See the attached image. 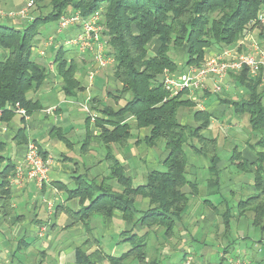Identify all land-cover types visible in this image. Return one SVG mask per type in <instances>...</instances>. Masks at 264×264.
<instances>
[{"label": "trees", "instance_id": "trees-1", "mask_svg": "<svg viewBox=\"0 0 264 264\" xmlns=\"http://www.w3.org/2000/svg\"><path fill=\"white\" fill-rule=\"evenodd\" d=\"M48 1L52 10L36 16L34 21L21 28L0 24V48L3 50L0 56V123L13 120L16 104L26 108L29 115L40 107L28 96L31 90L40 88L49 75L47 67L32 58L37 35L41 34L40 27L47 22L59 21L69 10H78L87 17L103 8L104 33L110 38L109 46L116 59V98L124 95L128 98L119 108L109 104L99 108L97 99L92 100V109L100 113L96 122L101 127L102 141L107 146L111 143L125 145L134 137L133 129H148L145 141L151 146L163 142L169 154L163 162L165 170H152L144 184L135 186L120 159L108 152L106 161L110 173L106 178L115 180L121 190H115L105 177L102 181L96 179L93 183L81 184L71 192V197L80 196L82 207L78 211L69 210V214L75 221L88 222L95 214L111 217L115 211H120L125 219L133 220L137 199L142 197L149 204L139 220L144 228L147 231L164 228L166 236L173 237L176 222L189 205L185 187L197 189V184L189 178L188 150L210 157L209 164L215 172L220 159L216 137L208 138L204 134L210 129L215 114L195 109L194 122L183 123L178 110L196 104L192 99L184 98L183 93L170 96L163 85L164 71L174 72L180 66H202L209 50L222 52L233 47L239 39L259 27L258 37L263 40L264 24L256 20L264 9V0ZM66 54L63 47L58 49L53 63L63 79L64 93L73 97L77 95V89H82L77 77L80 66ZM231 75L234 82L246 90L247 96L236 103V110L249 116L251 132L257 138L258 156L253 161L238 159H242L237 162L240 168L253 177L254 192L239 200L235 206L236 215L246 217L252 213V225L264 232V94L259 89L261 79H253L247 70ZM131 116L136 120L134 125L127 121ZM25 130L23 125L17 132L16 137L21 143L27 141ZM16 167L13 160H8L0 172V212L6 218L12 210L9 177ZM86 200L90 202L84 205ZM236 215L231 207L221 213L224 236L232 231ZM145 235L137 239V234L131 232L128 239L133 240V246L118 259V264L129 259L139 264L147 263Z\"/></svg>", "mask_w": 264, "mask_h": 264}, {"label": "crops", "instance_id": "crops-1", "mask_svg": "<svg viewBox=\"0 0 264 264\" xmlns=\"http://www.w3.org/2000/svg\"><path fill=\"white\" fill-rule=\"evenodd\" d=\"M17 28H21V26H17ZM55 31L51 30L46 34L41 33L39 38L42 40L46 37L48 38ZM75 31L76 29L73 28L70 33ZM250 37L251 35L249 34L247 38H242L240 39L241 41L238 40V43H243L244 46L249 47L251 44L249 43ZM57 47H50V50L53 49V51L57 52ZM36 49L39 50V48ZM48 50L49 48H47L45 55L50 54ZM1 51L2 49L0 48ZM217 53L219 52L215 49L209 50L206 59ZM38 54L37 57H39L41 64L46 65L45 62L49 60V64L52 63L50 65L51 72L46 82L40 88L28 93L29 98L37 101L40 107L35 109L29 118L24 117V121L22 120L23 116L16 112L13 120L0 123V172L8 160H13L17 165L23 161L30 142L36 143L42 155L50 159V169L48 180L42 187H39V184L34 180L20 181L19 178H13V174L9 177L12 210L8 218L4 217L0 212L1 264H118V259L129 250V248L124 249L125 245H127L126 243L130 241V248L133 246V240L128 239L131 232L137 234V239L147 233L145 235L148 249L146 264H160L163 259L167 258L168 249L176 248L179 240H181L182 232H192L201 225L204 227L213 225L217 231V236H220L221 239L224 240L230 235L231 232L224 236V224L221 213L231 207L236 215L235 206L240 199L245 198L240 197L238 199L239 189L246 183L250 184L252 190L250 194L254 192L253 177L240 168L237 162L242 159H238L246 158L253 161L258 157L257 148L255 149L256 141L254 142L248 137L244 138L243 135L234 139L229 136V133L227 136H223L216 132L218 129L216 127L222 128L223 123L227 120L234 129L236 128L235 125H240V120L242 121L243 118L248 116V114H242V111L237 112L236 103L241 99L236 100V97L239 96L235 95L236 92H232L225 96L226 98H223V96L219 95L220 93L213 92L215 82L211 78L208 81L207 88L200 94L201 100L195 102V107H191L188 111L184 110L181 113L183 123L187 122L191 111L193 116L195 109L215 114L210 129L205 131L204 134L205 137H216L217 139V153L220 159L217 165V172L211 170L210 157L196 154L191 149L188 150L192 153L189 155V178L197 184V189L190 186L185 187L189 198H197L200 194L206 193L207 196H214L217 199L214 202L209 198L204 199V205L207 207L206 214L197 216L192 211L188 212V205L185 214L176 222L174 236L170 238L162 231L163 229L161 233H156L155 228L147 231L141 221H139L142 212L149 207L148 200L142 197L140 199L147 204V208H136L133 220L125 219L122 212L115 211L111 217L95 214L88 222L75 221L74 217L69 214V210H80L82 203L81 197L72 198L71 192L81 184H90L96 179L102 181L103 177L106 178L109 175L110 172L106 161L108 152H112L120 159L125 171L132 177L134 185L138 186L146 182L148 174L152 170L157 169L156 165L164 162L169 151L161 141L153 146L145 141L144 138L149 131L148 129H133V133L135 131L136 133L125 145H121V143L114 145L111 143L107 146L101 138V127L96 121L88 120V116L76 103L83 101L90 93L93 99H97L99 108L107 104L115 108L124 105L128 98L126 95L119 99L116 98L118 84L114 75V66L104 69L103 67L98 68L95 66L97 71L96 78L94 86L89 92L87 90L88 74L95 65L94 61L85 59L83 55L81 56L84 58L74 52H67L66 57L77 60L80 66L77 77L81 81L82 89H77V95L72 97L67 96L63 91V79L58 75L53 63L56 53L53 52L50 59L48 55L42 56ZM179 68L182 67L180 66ZM254 78L261 79L259 89L264 94V75L260 74ZM232 85L237 86L230 73L224 79L225 92L228 89L230 91ZM241 88V91H243L244 88ZM245 94L247 95L246 92ZM184 95L185 93L182 94L183 97ZM212 96L214 97L212 98ZM112 98L115 100L116 105L110 103ZM52 107L55 110L48 112V108ZM231 108H233V112H229ZM185 112L186 115L182 118ZM97 114L100 116L99 112ZM227 116L229 119H226ZM223 118L224 120L221 121ZM127 121L132 122L134 125L136 120L131 116ZM23 125L26 128L27 141L21 143L16 136ZM226 129L231 133H235L231 127ZM249 130L251 132V129ZM231 143L235 144L231 148L232 150L229 149L233 145ZM229 151L231 155L228 158ZM195 156H197L201 163L200 166L203 168L201 173L195 170L197 166L195 165L197 163ZM201 177H205L204 182H200ZM106 179L115 190H121L115 180ZM1 182L2 177L0 175ZM195 198L191 204H194ZM234 200L238 201L234 204ZM89 202L90 200H86L84 205L89 204ZM211 213L213 218L209 220ZM238 217L237 215L234 216L233 224L234 219ZM219 222L220 224L217 225ZM178 226L182 228V231L179 232ZM219 227L221 228L220 230H218ZM176 232L177 234L179 233L178 237L175 236ZM247 238L245 236L242 239ZM152 239H155L158 243L156 247H158L160 254L154 256L153 259L150 254L152 250L150 241ZM192 239H194L193 235L186 240L182 237L185 242L192 241ZM173 241L174 245H171ZM175 241L177 244H175ZM257 242L260 243L257 244L258 249L252 254L256 257L257 264H264L263 238ZM169 243L170 246L168 245ZM231 247V244L224 246L220 253V258L225 250H227L226 253H230ZM51 259L53 262L50 261ZM223 263L224 261L222 262L220 259L219 264ZM122 264L139 263L129 259L125 263L122 262ZM196 264L206 263L196 261Z\"/></svg>", "mask_w": 264, "mask_h": 264}, {"label": "built area", "instance_id": "built-area-1", "mask_svg": "<svg viewBox=\"0 0 264 264\" xmlns=\"http://www.w3.org/2000/svg\"><path fill=\"white\" fill-rule=\"evenodd\" d=\"M34 1L29 0L24 8L18 12L9 13L10 17L28 15V10L33 7ZM4 16V12L0 11V17ZM258 21L264 24V9L259 13ZM58 25L61 30L64 28L73 29L74 33H64L58 39L60 47H63L67 52H74L79 55L90 53L93 55L94 67L88 74L87 90L94 86L96 78V67L114 66L116 63L115 56L112 53L110 38L104 33L105 31V12L103 8L98 9L91 15L84 17L78 10H69L61 15ZM58 46V44H56ZM44 53V52H42ZM96 66V67H95ZM247 70L251 77H256L260 74L264 75V50L260 48L257 42H251L250 46H244L240 43L234 48H227L222 52L213 54L208 57L202 66H192L188 69L173 72L165 70L163 85L173 97L179 93L189 92L192 95L190 99H194L196 94H200L207 88L208 81L215 78L214 92H222L224 88V79L230 73H240ZM93 97L88 96L80 102L81 109L90 117L92 121H96L98 114L92 109ZM201 100V99H200ZM199 101V100H198ZM201 104V103H199ZM15 111L25 118H29V113L26 108L16 104ZM55 108H48V112L54 111ZM50 169V159L45 158L39 146L30 142L26 157L21 161L14 171L13 178L21 180H34L39 187H42L48 180ZM228 264H254L250 260H246L239 255H231L226 257V252L222 254ZM180 264H196L194 256L190 252H186L181 259ZM224 260V261H225ZM2 256L0 254V264Z\"/></svg>", "mask_w": 264, "mask_h": 264}, {"label": "rangeland", "instance_id": "rangeland-1", "mask_svg": "<svg viewBox=\"0 0 264 264\" xmlns=\"http://www.w3.org/2000/svg\"><path fill=\"white\" fill-rule=\"evenodd\" d=\"M27 2H28V0H0V11L4 12V16L0 17V24L11 25L14 27H17V26L23 27L26 24H28L29 22L34 21V18L36 16L47 14L48 12H50L52 10V8L49 4V1L46 0L43 2H36V3L34 2L33 7H31L28 10V15H26L25 17L16 16V15L13 17H10V15H8L11 12L16 13V12L20 11L22 8H24L26 6ZM256 21L259 22L258 19ZM260 28L261 27L256 28L255 30H252L247 35H249V34L251 35L249 43L255 41L258 43L260 48H262L264 50V39L260 40L258 37V34L260 32ZM51 30H53V31L56 30V31L51 36H49L48 38L46 37L43 40L39 38L40 34L37 35V40H36L35 47L33 49L32 58L36 62H39L40 64H41V61H40L39 57H37V54L39 53L42 56L48 55V58L50 59L51 54L53 52L56 53L55 51H53V49L50 50V47L55 48V46H57L56 44H58L57 49H60L61 47L59 46V43L57 41L58 37H61V34L63 36L64 33L70 32V29H68L67 27L64 28L63 30H61L60 25H58V21H51L49 23L47 22V24H44L40 27L39 32L46 34V33H49ZM247 35L244 36L243 38L244 39L247 38ZM239 44L240 43L236 44L235 46H233L231 48H234V47L238 46ZM40 46H43V47L40 48ZM36 48H39V50H37ZM47 48H49L48 52L50 54L45 55ZM42 52H44V53H42ZM2 53H3V50L0 52V54L2 55ZM79 56H81V55H79ZM83 56H85V59H89V60L93 59V55H91L88 52L84 53ZM83 56H81V57H83ZM49 61L45 62V64H46L45 66L47 67V72H49V74H50V72H51L50 65L52 63L49 64ZM111 67H113V66H110L109 68H111ZM189 67H192V66H189ZM189 67H186V68L182 67L183 69L179 68V70H177V71L185 70V69H188ZM104 68H107V67H104ZM177 71H174V72H177ZM164 75H165V71H164L162 79L164 78ZM213 79L215 81V78H213ZM236 84H237V86L232 85L230 91L228 89L227 92H225V87H224L223 91L219 92L220 93L219 95L223 96V98H226L225 96H228V94H231L232 92H234V93L236 92L235 95H239L236 97L237 98L236 100H240L243 97H246L247 95L245 94L244 89H243V91H241L242 86L238 82H236ZM34 90H36V89H34ZM31 91H33V90H31ZM216 93H218V92H216ZM192 95L193 94H191L189 92H185L184 97H187L188 99H190L192 97ZM193 97H194V99L192 101H194V102H199L201 99L197 94ZM213 97L214 96H212V98ZM263 102H264V100H263ZM110 103L116 105L115 100L113 98L110 99ZM184 110L188 111L189 108H187V109L181 108L180 110H178L180 119H181V113ZM229 112H233V108H231V110ZM185 115H186V112L183 113L182 118H184ZM187 115H189V114H187ZM226 119H229V117L227 116ZM222 120H224V118L221 119V121ZM181 121H182V119H181ZM227 121L223 123L222 128L216 127V128H218L216 130L217 133H219L223 136H227L229 133L230 134L229 136L230 137L232 136L234 139L237 138L238 136L242 137V135H243L244 138L248 137L254 142L257 140L256 136H254L252 134V132H250V130H249L250 128L248 125V123H249V117L248 116L243 118L242 121L240 120V123H239L240 125H237V126L235 125V127L237 129L236 128L233 129L232 124L230 125V123ZM186 123L187 124L193 123L192 111L190 112V116H189ZM219 123H221V122H219ZM227 127L228 128L231 127V129L234 130L235 133H231L228 129H226ZM219 128H221V129H219ZM134 133H136V131ZM251 134H252V136H251ZM231 144H233V145H231V147L229 148L230 150H232L231 148H233V146L235 145L234 143H231ZM191 154L192 153L190 151H188V155H191ZM230 155H231V152L227 157L229 158ZM195 157L197 158V156H195ZM196 162L197 163L195 165H197V166H196L195 170L198 173L203 172V168H202V166H200L201 163L199 162L198 158H197ZM156 167H157V169L165 170L163 163L156 165ZM20 181H22V180L20 179ZM137 181H139V180H137ZM204 181H205V177H201L200 182H204ZM73 187H74V185H73ZM239 190H240L239 191L240 194L238 195V199L240 197H246L247 195H249L252 192L249 183H246L245 185H243V187ZM194 198L195 197H192L190 199L191 202L189 203V211L188 212L192 211L197 216H200L201 214L207 213V207L204 205V199L209 198L212 200V202L217 200L214 196H207L205 193V194H200L199 196H197V198H195L194 204H191L194 201ZM237 201L238 200H234L233 203L235 204ZM137 208H142V209L147 208V204L143 203L141 201L140 197L137 199ZM252 216H253L252 213H248L246 217L243 215V216H239L238 218H235L234 224H233V229H232L230 235H228L226 238H224V240L221 239L220 236L219 237L217 236V231L213 227V225H207L206 227L201 225L200 227H196L195 230L192 232H190V231L182 232V237L184 238V240L188 239V237L191 235H193L194 239H192V241L185 242L182 240V237H181V240H179L178 244L175 241V244H177L176 248L168 249L169 254H168L167 258L163 259L160 264H180V262L182 261L181 259H182L185 252L192 253L194 256L195 262L200 261L202 263L205 262L206 264H219L220 259L222 260V262L225 260V258L222 255L220 258V253L222 252L223 247L228 245V244H231L232 247H231L230 253L229 252L226 253V257H230L231 255H233V256L239 255L240 257H242L246 260H250L254 264H257L256 257L252 254V252L257 251V249H258L257 244L259 243L257 241L259 239L263 238V241H264V232H261V230H259L258 228L256 229L252 225ZM212 218H213V215L211 213L209 216V220H211ZM218 224H220V222L217 223V225ZM220 227L218 228V230L221 229ZM155 229H156V231H155L156 233H161L162 231H164V228H163V230L161 228H158V227H156ZM178 229H179V232L182 231V228L180 226H178ZM177 232L175 235L176 237H178V235H179V233L177 234ZM245 236H247L248 238L242 239ZM150 243H151L150 247L152 248V250L150 251V254H151L152 259H153L154 256L160 255L158 247H156V245H158V243L156 242L155 239H152L150 241ZM126 244L127 245H125L124 249L131 247L130 241ZM168 245L170 246V243ZM171 245H174V241ZM50 261L53 262L52 259ZM223 264H228V262L225 260Z\"/></svg>", "mask_w": 264, "mask_h": 264}]
</instances>
